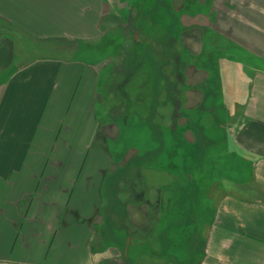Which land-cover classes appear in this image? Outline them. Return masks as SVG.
<instances>
[{"label":"crops","instance_id":"0c3cea01","mask_svg":"<svg viewBox=\"0 0 264 264\" xmlns=\"http://www.w3.org/2000/svg\"><path fill=\"white\" fill-rule=\"evenodd\" d=\"M115 1L0 0V51L8 48L5 60L0 56V264H128L131 201L137 210L148 208L152 169L139 163L148 142L116 163L112 145L122 129L136 126L115 116L101 123L106 60L82 54L102 39ZM196 1H203L202 11L187 8L180 24L192 33L185 48L193 62L203 64L202 72L188 75L186 162L207 178L211 162L223 167L233 159L236 182L222 189L217 203L203 202L204 233L192 210L182 243L174 234L178 226L156 228L144 241L187 264L197 257V264H264V0ZM194 132L206 134L199 139L202 152L195 151ZM132 160L144 183L139 192L131 185ZM155 168L150 177L157 182L149 183L159 196L176 179L170 168ZM189 184L190 193L200 186L192 176ZM136 220L143 231L149 226L147 217ZM121 241H127L124 259ZM140 256L137 264H155Z\"/></svg>","mask_w":264,"mask_h":264},{"label":"rangeland","instance_id":"374dc122","mask_svg":"<svg viewBox=\"0 0 264 264\" xmlns=\"http://www.w3.org/2000/svg\"><path fill=\"white\" fill-rule=\"evenodd\" d=\"M192 1L190 0L189 5L188 0H116L114 12L105 21L102 39L83 48V55L91 51L100 59L106 60L102 66L104 73L100 83V90L106 101L99 113L101 123H109L115 116L121 124L127 120L133 126H141L139 133L136 127L127 129L128 134L122 129V138L111 148L116 163L131 148H139L144 142H148L145 150L140 147L144 152L145 161L143 159L139 163L151 168L153 173L155 167L162 170L170 168L174 180L176 179L175 182L173 178L164 179L162 183L173 182V185L167 189L169 185L165 184V189L158 196L151 185L157 181L153 180V176L150 177L151 172L147 170L148 188L145 191L148 195V208L137 210V202L131 201L133 207L129 216L132 219L130 233L132 239L130 238L126 255L128 264H137L140 261V254L147 255L146 260L149 259L155 264H187L184 256L172 257L165 249L161 254L155 253L149 240L144 241V237L148 238L150 231L156 228L167 230L178 226V233L174 232V234L176 240L182 243L186 239L185 230L188 224L190 225L188 220L192 210L195 212V225L200 227V233H204L206 227H203L207 218L202 224L198 221L203 210V202H208L210 205L214 199L217 203L222 195V189L224 187L230 189L236 182L233 159H227L223 167H220L216 160L211 162L208 173L210 176L207 178H204L203 168L199 166L192 169L186 162L188 153L190 154V115L187 113L190 103V76L188 75L191 73L192 76H196V70L202 72L203 69V64L197 60L193 62L190 52L185 48L192 33L186 32V28L180 25L187 8L190 9V14L202 11L199 4H203V1L194 2L196 4ZM180 27L182 29L178 32ZM185 33L187 36L184 35ZM135 38H138L139 42H136ZM123 40L125 45L122 49L119 44ZM129 91L131 96L125 94ZM193 136L195 143L199 141L195 151L202 152L204 145L199 139L202 140L201 136L205 138L206 134L194 132ZM177 138L178 140L175 141ZM162 150V160L155 161L156 157L162 154L160 153ZM202 159L203 155H200L196 163ZM135 163L139 164L133 160L130 162V180L135 191L139 192V184L141 183V187L144 183L142 179L138 181L136 176L138 165ZM191 176L192 180H196L200 185L195 184L194 193H190ZM150 180L152 183H149ZM216 184L219 186L214 187ZM156 200L162 201V204ZM161 207L164 208L161 210ZM117 209L122 211L121 207ZM161 214L164 221L162 226L156 222ZM144 217H147L148 222L150 221L145 231L139 229L138 225L141 221L136 220L137 218L144 220ZM163 237L162 242L169 247V239L167 240L165 235ZM126 242H120L118 251L123 259ZM141 243L142 249H140ZM145 244L147 245L144 246ZM193 259H190V264H197L199 257Z\"/></svg>","mask_w":264,"mask_h":264},{"label":"bare ground","instance_id":"6f19581e","mask_svg":"<svg viewBox=\"0 0 264 264\" xmlns=\"http://www.w3.org/2000/svg\"><path fill=\"white\" fill-rule=\"evenodd\" d=\"M7 53H8V48H5L4 50L0 51V56L2 57L3 60H5Z\"/></svg>","mask_w":264,"mask_h":264},{"label":"water","instance_id":"95a60500","mask_svg":"<svg viewBox=\"0 0 264 264\" xmlns=\"http://www.w3.org/2000/svg\"><path fill=\"white\" fill-rule=\"evenodd\" d=\"M136 42H139L138 38H136Z\"/></svg>","mask_w":264,"mask_h":264}]
</instances>
